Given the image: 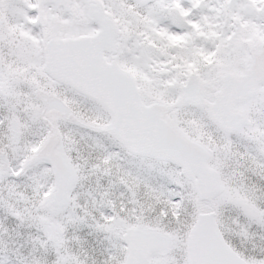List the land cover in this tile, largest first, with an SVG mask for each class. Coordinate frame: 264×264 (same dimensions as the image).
Segmentation results:
<instances>
[{
	"label": "snow or ice",
	"instance_id": "obj_1",
	"mask_svg": "<svg viewBox=\"0 0 264 264\" xmlns=\"http://www.w3.org/2000/svg\"><path fill=\"white\" fill-rule=\"evenodd\" d=\"M0 264H264V0H0Z\"/></svg>",
	"mask_w": 264,
	"mask_h": 264
}]
</instances>
